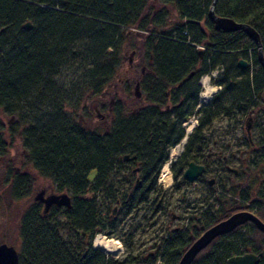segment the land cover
Segmentation results:
<instances>
[{
    "label": "trees",
    "instance_id": "1",
    "mask_svg": "<svg viewBox=\"0 0 264 264\" xmlns=\"http://www.w3.org/2000/svg\"><path fill=\"white\" fill-rule=\"evenodd\" d=\"M211 1L162 0L174 6L177 18L173 20L164 7L151 15L153 9L145 6V0H0V107L19 117L18 140L27 151L32 169L52 180L57 192L72 198L69 209L52 206L44 214L42 205L33 201L21 212L17 224L21 240L18 264H136L137 256L131 254L134 229L128 232L129 244L125 249L129 253L123 260L106 258L91 247L96 234L116 230L121 224V219H113L111 204L115 200L116 207V198L119 199L123 217L141 205L146 206L151 217L167 211L170 202L165 194L188 193V184L178 181L187 150L171 166V189L164 191L156 186L159 168L167 158L166 149L181 136L180 123L188 110L181 112L177 123L168 124V117L160 109L165 97L156 93L151 99L146 98L148 105L140 110L129 112L123 103L117 104L107 130L87 127L79 120L80 116L84 121L91 120L86 105L103 96L104 89L113 81L123 61V45L130 37H137L144 65L149 69L139 78L141 90L145 80L179 82L189 70H196L201 78L222 65L214 82L221 89L200 112L244 115L246 110L261 106L258 99L264 95V76L257 62V47L242 31L214 30L208 18ZM214 13L250 26L258 34L260 46L264 45V0H217ZM27 22L31 25L29 30L23 27ZM239 59L247 62L246 69L237 66ZM64 65H68L66 70L74 69L82 75L81 83L72 86L68 95L64 85L55 83V76ZM250 66L258 71L251 75ZM34 96L50 99V112L41 113L31 106L29 109L28 100ZM194 96L195 103L196 93ZM64 101L74 109L65 111ZM124 112L129 113L124 116ZM150 120L155 125H150ZM227 121L231 128L238 126L241 118ZM1 129L0 123V163L8 150ZM258 131L256 164L264 161V130L259 127ZM146 151L149 157L144 156ZM123 155L135 157L132 163L138 168L137 174L131 176V170L128 173L133 166L122 162ZM116 169L125 171V192H117L113 199V187L122 181L112 179ZM29 175L8 174V200L28 196L33 181ZM136 179L139 183H135ZM260 187L264 204V181ZM232 192H237L240 199H248L235 188ZM97 197L104 200L102 207L97 204ZM237 202L213 214L209 209L202 212L201 223L195 227L167 230L166 236L154 243V256L141 264H176L207 228L232 213L252 209L238 203L247 209L239 210L234 206ZM255 216L264 223V212ZM61 232L68 240H63ZM262 251L264 233L247 222L215 238L191 264H225L235 255ZM258 264H264V257Z\"/></svg>",
    "mask_w": 264,
    "mask_h": 264
},
{
    "label": "rangeland",
    "instance_id": "2",
    "mask_svg": "<svg viewBox=\"0 0 264 264\" xmlns=\"http://www.w3.org/2000/svg\"><path fill=\"white\" fill-rule=\"evenodd\" d=\"M164 8L166 11L168 10L170 17H172L173 20L177 18L173 5L170 6L168 5L166 7L164 6ZM136 38L130 37V39L126 40V42L124 43L122 49V56H123L122 64L120 68L117 70V73L113 81L110 83L109 86H107L104 89L103 91L104 97L101 96L100 98H97V100L94 101L93 103L86 105L87 106L86 109L89 111V113L91 111L90 113L91 120L87 118L88 120L84 121V117L81 116L79 117L80 122H84L87 127L99 128L101 131L107 130V128L110 127V123H109L110 112L108 108H109V100H110L109 96L111 94L113 95L114 93H116V95L118 94L120 98H124L125 96L126 101L122 103L125 104V108L129 112H131L132 110L142 108V98L136 101L134 96L135 93L134 88H135V83L139 81L141 72L143 70L142 67H144L145 61L142 58L143 55L141 53V48ZM67 67L68 65H64L63 67L59 68L58 74L55 76L56 85H60V84L64 85L65 88L64 91L66 93L65 95H68L70 90H72L73 88L72 86H76L80 84L82 81V75L80 71L77 72L74 71V69L66 70ZM221 71H222V65L216 66L213 70H211L210 71L211 74L207 75L209 79V83L208 85L206 84V86L210 88L217 86L214 82L218 78ZM257 71H258L257 68H253L250 66L249 68L250 74L251 73L255 74ZM204 76L206 75H203L201 78L199 77L198 81L202 80ZM140 91L142 92L141 89ZM219 91L220 89H218L217 93ZM261 96L262 97L260 99L257 98L261 106L253 107V112L256 114L257 117V120L255 121L254 129L251 130L253 138H255L256 135L259 133L258 131L259 127H262L264 130V109H263L264 95L262 94ZM223 97L225 98L224 95ZM49 101L50 99L48 100L46 96L44 99L43 98L39 99L37 96H34L32 99L30 98L28 100L29 109L32 107L34 109L40 110L41 113L50 112L52 108L49 104ZM95 102L96 103L102 102V104L98 103V107H99L98 112L97 111L95 112L94 110L96 106ZM63 108L65 109V111L74 109V107L68 105L66 101H64ZM244 120L245 118L242 117L241 123L238 126L237 125L232 126L231 128L228 127V121L225 122L227 142L228 144L232 145L231 149H233V151L231 152H234V148L236 147V145L238 148H240V146L238 145L240 142L239 140H242L245 137V134L242 130ZM0 123L2 124L1 133L4 135L5 140L8 144L7 155L4 157L3 162L0 163V243H6L12 245L18 251V253H20L21 240L18 237L17 224L21 212L31 202H33V197L40 190H45L46 195L59 194L61 192H57L56 187L52 182V180L39 176L38 173L34 169H32V165L29 164L28 157L25 158V154L27 155V151L22 148L17 135V133L20 131L19 126L21 125L19 117L14 113H9L4 111V109L0 107ZM216 127L219 129L224 128L219 124H217ZM216 127L212 124L209 128L210 129L209 131L210 132L212 131L211 133L213 134V136H216V134L218 133V131L213 130V128ZM212 134H210L211 140H212ZM175 152L177 153V150H175ZM238 155H240V152H236V156ZM6 160H9V163H7V165H5ZM248 160L249 157L247 156V161ZM247 161L245 164L248 165L247 169L250 171V176L248 180L249 184H247V187L245 188L237 189V191H240L242 194L248 196L247 200L238 198L237 197L238 194H236L237 192H232L234 189V185L232 184H227V195L224 196V198H226L227 200L226 201L224 199L225 201L224 204L226 205L221 204V200L223 201L222 197H220L218 200H213L210 202L209 200L205 201V204H203L204 202H201L203 201L201 199V192L190 193L188 191L187 194L180 195V193L183 192L179 191L173 193L172 196L170 193L165 194V196L169 198V202H170L167 211L165 213L157 212V214L151 215V217H149V212L146 211L147 209L146 206L142 208V205L137 207L135 210H133L128 216L123 217L121 206L118 205V207L116 208L115 200H114V203L111 204L110 206V209L112 211L111 215L116 216L118 221L121 219V224L116 228V230L107 229L100 234L107 237L108 239H114L119 241L121 245V252L116 257H113L101 252L99 249L94 248L93 240L97 234L91 240V247L103 253L106 258H110L116 261L123 260L129 253V251H126L125 249L126 243L129 244L128 232L134 229L135 234L132 241L133 244H132L131 254H133V256H137L136 258L137 261H135L136 264H141L142 262H145L147 258L149 259L152 256H154L157 250L154 243L157 242L159 238H164L167 234V230L173 229V227H177L178 229L183 230L185 228H188L189 226L196 224L195 222H193V219L195 218L197 219L201 217V214L204 211L206 205H210V211L213 214L216 213V211L221 207H225V209L228 208L230 204H232L234 201L237 200L238 202L234 204V206L236 207H239V205L252 207V209L249 210L239 207L238 208L239 210H247L253 213L254 215H256V213L264 212V204H262L263 200L260 197V186L253 187V179H255V181L257 182V180H260L264 175V161L257 163V165L253 164L252 166L248 164ZM254 161L255 163L257 162L256 160ZM229 165L232 167H237V162L231 161V164ZM17 167L19 168L20 173L27 172V174H30L33 181L28 196L24 197L21 200L10 201L8 200V195L5 190L6 178L8 177L10 171L18 172L16 171ZM130 170L131 168H129L128 173H130ZM122 172L125 171L122 170L119 171L117 169L114 171V176H112L114 182H118L123 179ZM90 176H91L90 178H92L93 173L90 174ZM235 181L243 182L244 181L243 174H240L239 172L237 178H235ZM123 183H125L124 180H122L120 184H116V185L114 184L115 186L113 187V189L115 192L111 194V196H113V199L117 197L116 194L117 192H122V193L125 192V190L122 189ZM172 184H173V180L171 176V182L168 186L162 187L158 183H156V186L165 191V190H170ZM214 188L217 189V187ZM182 200L184 201V204L186 203L188 206L186 209L182 207L181 204ZM96 202L97 204H99V207H102L100 204L104 205V200H102L100 197L96 198ZM171 215H174L175 218L172 219L170 217ZM145 218L148 219L145 220ZM194 229L200 230V227H196ZM61 237L63 238V240H68V236L63 232H61Z\"/></svg>",
    "mask_w": 264,
    "mask_h": 264
},
{
    "label": "flooded vegetation",
    "instance_id": "3",
    "mask_svg": "<svg viewBox=\"0 0 264 264\" xmlns=\"http://www.w3.org/2000/svg\"><path fill=\"white\" fill-rule=\"evenodd\" d=\"M146 7H149L152 10L151 15H154L157 10H161L164 6H168L169 4H164L162 0H145ZM144 6L142 14L145 15L147 8ZM170 6V5H169ZM142 15V16H143ZM202 57V55L200 56ZM141 63V62H140ZM142 72L140 77L146 73H148L149 69L144 65L142 67ZM191 73V76L189 79L183 83L179 82H156V81H142V92L140 91L139 82L137 81L135 84H138V96L135 99L138 101L142 98V108L146 107L148 105V102L146 101V98L149 99L152 98V96L156 93L164 95V103L163 106L160 107L162 111L163 116H167V123L173 124L177 123L180 120L181 112L188 110L189 114L185 117H183L182 122L180 123L182 134L178 138V140L171 146H169L166 149L167 152V158L165 162L160 166L157 177H156V183H160L159 179V173L161 168L167 167V169L170 172V175L172 176L171 172V166L175 164L181 157V155L187 150L188 155L184 160V167L182 168V172L180 177H178V181L182 184H188L187 190L191 192H201V199L203 201H213L218 200L220 197L224 198V196L227 195V184L234 185L235 189H242L247 187V184H249V176L250 171L247 169L248 165L245 164L247 161V156L249 157V160L247 161L248 164L251 166L257 165L254 160L257 159L255 153L258 151L259 148V133L256 135L255 138H253L251 130L254 129L255 121L257 120L256 114L253 112V110H246L244 113L245 115L241 114H230L229 116H226L225 114H202L200 112L201 108L206 107L210 101L206 100V98L203 97L204 92H210L215 93L213 95L216 96L218 93V89H221L219 86H214L213 88H210L206 86V83H202L201 80L198 81L197 77V71L196 70H189L188 74ZM186 74L184 78L188 75ZM183 79V78H182ZM198 81V82H197ZM183 86V88H182ZM185 86V87H184ZM198 86V87H197ZM198 89L197 91L195 90ZM207 88L215 89L214 91H209ZM196 93V102L194 103L193 98L195 99L194 94ZM181 94V95H180ZM175 96V97H174ZM104 97V94H103ZM109 100V112H110V121L113 120V113L112 110L117 104H121L122 102L126 101V98H120L118 94L114 93L111 94ZM176 98V99H175ZM99 103V102H98ZM98 103H96V106L94 108L95 112L99 111ZM99 104H102L100 102ZM194 104V106H193ZM123 106L125 108V104L123 103ZM189 106V107H188ZM103 108V107H100ZM139 109V110H140ZM126 112V111H125ZM124 116L127 115V112ZM253 112V113H252ZM151 117V116H150ZM250 118L251 120V128H250V134L249 136L244 130V124L242 127V130L245 134L244 139L239 140V146L240 148L236 147L231 149V144H228L227 138H226V131H225V122L227 120H234L239 118ZM209 120H212L208 122ZM244 120V121H245ZM150 125H155V122L150 120L148 121ZM214 125L216 127L217 124L224 128H213V130L218 131L216 136H213V134L209 131L210 126ZM212 134V140L211 135ZM168 140V138H166ZM172 141V139H170ZM177 150V153L175 152ZM236 152H240V155L236 156ZM230 153V154H229ZM248 154V155H247ZM122 156V162L130 164L133 166L131 168V176L137 174L138 168L136 165H133V160H135V157L131 159H128V161H123ZM145 157H149L150 153L146 151L144 153ZM28 155L25 154V158H27ZM254 157V158H253ZM231 161L237 162V167H232L229 164H231ZM257 161V160H256ZM192 162L195 165L201 166L203 168L202 174L197 178V181H194L193 183H190L183 179L182 175L184 170L187 168L188 164ZM9 163V160H6L5 165ZM19 172V168L17 167V170ZM243 174L244 181H235V178H237L238 173ZM11 173V171H10ZM9 173V174H10ZM24 173V172H23ZM173 179V177H172ZM135 183H139V180H134ZM264 181V175L260 180L255 181L253 179V187H259L262 186V183ZM196 187V188H194ZM214 187H217L215 189ZM261 188V187H260ZM197 189V190H195ZM224 203V200L222 201ZM119 199L116 198V208L119 205ZM186 205V206H185ZM182 207L184 209L187 208V204H182ZM115 208V209H116ZM210 210L209 205H206L203 212H206L207 210ZM190 210V209H188ZM114 213V212H113ZM203 218L205 215H202ZM178 217V216H177ZM116 216H113V219H116ZM171 218L174 219L175 216L171 215ZM201 223V217L196 219V224L192 225V227L197 226ZM175 230H178L177 227H174Z\"/></svg>",
    "mask_w": 264,
    "mask_h": 264
},
{
    "label": "water",
    "instance_id": "4",
    "mask_svg": "<svg viewBox=\"0 0 264 264\" xmlns=\"http://www.w3.org/2000/svg\"><path fill=\"white\" fill-rule=\"evenodd\" d=\"M217 0H212L208 9V18L211 21L214 30L222 31L225 33L242 31L243 34L252 41L257 47V62L264 76V55L260 50V39L256 31L246 24L236 23L230 18L220 17L214 13V8ZM30 23L27 22L23 25L26 30L30 29ZM198 55H202V51H197ZM237 66L244 70L247 67V62L243 59H239L237 61ZM191 73L188 74L185 78H183L180 83H183L189 79ZM134 95L138 96V84H135ZM251 128V120L250 118L244 121V130L249 136ZM129 156L125 155L123 157V161H128ZM133 159V157H131ZM203 172V168L201 166L195 165L190 162L187 168L183 172V179L186 181L193 183L198 176H200ZM33 201L38 202L42 205V213L46 214L52 206L57 208H67L71 207V201L69 196L66 193L60 194H45V190H40L34 197ZM250 222L252 223L256 229L260 232L264 233V223L261 222L253 213L249 211H238L232 213L227 218L217 222L216 224L210 226L205 231H203L191 244L190 246L183 252L181 255L178 264H191L195 256L207 247L215 238L229 233L235 228L242 226L243 224ZM264 256V251L253 254V253H245L240 256L230 257L226 264H257L259 262V258ZM18 253L16 249L12 245H8L6 243H0V264H18Z\"/></svg>",
    "mask_w": 264,
    "mask_h": 264
},
{
    "label": "bare ground",
    "instance_id": "5",
    "mask_svg": "<svg viewBox=\"0 0 264 264\" xmlns=\"http://www.w3.org/2000/svg\"><path fill=\"white\" fill-rule=\"evenodd\" d=\"M256 46V45H255ZM257 47V46H256ZM258 49V47H257ZM264 55V54H263ZM247 68V67H246ZM218 87V86H217ZM207 90H211L210 88H207ZM205 93V92H204ZM203 95V94H202ZM204 98H206L207 96L203 95ZM213 98V95L209 98V101L211 102ZM199 177V176H198ZM197 177V178H198ZM197 178L195 181H197ZM159 179L160 181H163L164 184H170L171 182V178L169 176V173H168V170H167V167H165L164 169H162L161 171V175H159ZM173 180V179H172ZM226 200V198H223V200ZM227 201V200H226ZM38 203V202H37ZM221 203L224 204L221 200ZM181 204H184V201L182 200L181 201ZM226 205V204H224ZM93 247L96 248V249H99L101 252L107 254V255H110V256H113V257H116L117 255L120 254L121 252V245L119 243V241L117 240H114V239H108L107 237L101 235V234H97L93 240ZM17 251V250H16ZM18 253V251H17ZM18 256H19V253H18ZM235 256H240V255H235ZM234 257V256H233ZM264 257V256H263ZM261 257V258H263ZM180 259V258H179ZM229 259V258H228ZM227 259V260H228ZM194 260V259H193ZM226 260V261H227ZM260 260V258H259ZM179 262V260H178ZM178 262L176 264H178ZM193 262V261H192ZM191 262V263H192ZM226 264V262H225ZM258 264V263H257Z\"/></svg>",
    "mask_w": 264,
    "mask_h": 264
},
{
    "label": "built area",
    "instance_id": "6",
    "mask_svg": "<svg viewBox=\"0 0 264 264\" xmlns=\"http://www.w3.org/2000/svg\"><path fill=\"white\" fill-rule=\"evenodd\" d=\"M198 48L203 49V47H201V46L198 47ZM260 50H261L262 53L264 54V45H263V46H260ZM250 52H251V49H248V50H247V55H248V56H250ZM205 77H207V80H205ZM201 82H202L203 84H204V83L208 84V83H209L208 76H207V75L204 76V77L202 78ZM210 97H211V94L207 95L206 98L209 99ZM161 184H162V185L164 184L163 181L161 182Z\"/></svg>",
    "mask_w": 264,
    "mask_h": 264
},
{
    "label": "clouds",
    "instance_id": "7",
    "mask_svg": "<svg viewBox=\"0 0 264 264\" xmlns=\"http://www.w3.org/2000/svg\"><path fill=\"white\" fill-rule=\"evenodd\" d=\"M205 80H207V77H205ZM215 89H211L210 91H214ZM210 93L209 92H205V93H203V95H205V96H207V95H209Z\"/></svg>",
    "mask_w": 264,
    "mask_h": 264
}]
</instances>
